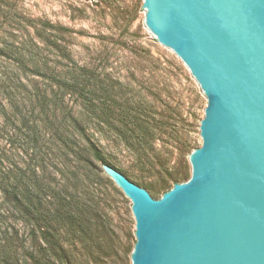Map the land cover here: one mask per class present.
<instances>
[{"label": "rangeland", "instance_id": "obj_1", "mask_svg": "<svg viewBox=\"0 0 264 264\" xmlns=\"http://www.w3.org/2000/svg\"><path fill=\"white\" fill-rule=\"evenodd\" d=\"M143 3L144 0H0V135L21 133L16 129L22 125L14 114V102L23 99L24 114L33 118L40 115V107L34 101L35 88L49 93L53 85L48 80L50 71L65 77L77 67L88 66L95 74L98 89L93 139L105 153L106 164L158 200L164 192L155 186L166 176L165 171L160 170V164L154 171L149 166L143 168L125 155L128 146L117 138L113 117L107 120L102 115V89L108 87L114 91L117 104L111 103L113 110L119 109V105L137 111L141 106H150L157 121H164L166 115L177 121L184 119L190 125L185 127L186 140L196 142V148L203 144L200 124L205 118L208 99L183 61L147 27ZM66 101L72 106L75 100L69 101L67 97ZM4 111L8 117H4ZM62 117V112H58V120ZM46 127L41 124V129ZM169 141L170 146L173 141ZM162 144V140H157L155 147L160 150ZM3 148L12 159L15 156L20 161L28 159L22 150L11 149L6 142ZM56 154L59 155L56 166L48 164L47 173L55 179V184L64 185L66 182L62 180L68 173L63 168L60 151ZM92 162L108 183V186L94 185L99 191L93 203L97 204L96 233L100 238L95 240V236L85 247L69 242L60 231L62 242L69 250L65 255L68 262L56 264H132L136 243L132 202L105 174L103 163ZM174 162L175 159L165 168L174 170ZM187 165L190 167L189 159ZM11 236L15 240L5 244ZM7 243L14 252L13 258L4 256ZM46 247L35 228L21 221L0 196V264L8 260L35 264L42 259Z\"/></svg>", "mask_w": 264, "mask_h": 264}, {"label": "water", "instance_id": "obj_2", "mask_svg": "<svg viewBox=\"0 0 264 264\" xmlns=\"http://www.w3.org/2000/svg\"><path fill=\"white\" fill-rule=\"evenodd\" d=\"M146 25L208 99L191 178L156 200L110 165L132 202V264H264V0H144Z\"/></svg>", "mask_w": 264, "mask_h": 264}, {"label": "trees", "instance_id": "obj_3", "mask_svg": "<svg viewBox=\"0 0 264 264\" xmlns=\"http://www.w3.org/2000/svg\"><path fill=\"white\" fill-rule=\"evenodd\" d=\"M66 75L50 71L47 76L53 85L49 93L35 88L34 101L40 107L38 117L24 114L21 109L23 99L14 102V114L19 116L22 125L16 129L21 133H9L7 137L0 135V196L11 205L21 221L35 228L47 245L42 250V259L36 260L35 264L68 262L65 255L69 250L62 242L60 231L69 242H78L85 247L95 236V240L100 238L96 233L97 204L93 203L99 191L94 185L105 183L108 186V183L96 172L92 160L108 164L92 133L98 118L95 74L88 66H80ZM102 93V115L107 120L113 117L117 138L128 146L125 155L143 168L149 166L154 171L160 164V170L165 171L166 176L155 187L165 193L175 184L187 182L191 178L187 160L197 149L196 142L186 140L185 127L190 125L184 119H173L171 115H166L164 121H157L150 106L139 105L137 111L119 105V109L113 110L111 103L117 104L112 95L114 91L104 87ZM67 97L69 101L71 98L75 100L74 105L69 106ZM174 111L178 115L177 110ZM58 112L63 114L61 120H58ZM4 117H8L6 111ZM41 124L47 127L43 130ZM157 140L163 141L160 150L155 147ZM169 140L173 141L170 146ZM4 142L11 149L22 150L28 159L20 161L19 157H8ZM58 151L68 173L62 180L66 182L64 185L55 184V179L47 173L48 164L56 166ZM174 159V170L166 169L165 165ZM85 188L86 191L80 190ZM11 240L15 238L7 237L4 243ZM4 253V256L14 257L10 243L5 245ZM4 264L20 262L8 260Z\"/></svg>", "mask_w": 264, "mask_h": 264}]
</instances>
